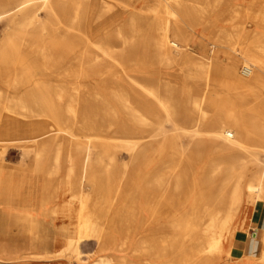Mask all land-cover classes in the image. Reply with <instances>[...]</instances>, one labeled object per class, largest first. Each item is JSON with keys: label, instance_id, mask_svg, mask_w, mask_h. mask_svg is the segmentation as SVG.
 <instances>
[{"label": "bare ground", "instance_id": "6f19581e", "mask_svg": "<svg viewBox=\"0 0 264 264\" xmlns=\"http://www.w3.org/2000/svg\"><path fill=\"white\" fill-rule=\"evenodd\" d=\"M133 1L0 0V18L9 24L0 69L12 72L0 80V154L7 145L29 153L30 174L42 173L46 184L60 177L50 199L77 185L90 209L77 224L65 200L41 217L21 213L17 235L0 238V264H34L17 260L24 256L85 262L83 233L98 226L97 216L114 230L123 226L120 210L108 214L106 203H90L93 191L83 187L94 182L102 203L127 185L128 224L142 214L146 234L126 241L134 254H148L145 264H234L235 257V264H264V220L245 235L250 253L237 259L233 243L244 204L264 205V9L255 8L264 0H224L222 9L171 0L155 6L151 30L143 9L131 11ZM240 15L249 21L238 37L256 49L233 42ZM211 29V53L196 52L193 32ZM125 63L133 73L118 84L106 67ZM4 85L23 90L11 94ZM63 99L70 122L53 106ZM19 101L45 107L30 109L26 119ZM105 227H98L100 249L114 243L111 232L101 234Z\"/></svg>", "mask_w": 264, "mask_h": 264}, {"label": "rangeland", "instance_id": "374dc122", "mask_svg": "<svg viewBox=\"0 0 264 264\" xmlns=\"http://www.w3.org/2000/svg\"><path fill=\"white\" fill-rule=\"evenodd\" d=\"M146 4L143 7H139L141 6V4L137 7L138 3H141L142 0H134L132 2V10H139L138 8H140L143 12L147 13L145 14L146 16V20L147 22L145 23L146 29L151 30L152 27H154L155 25V14H154V9L155 6H158L159 8L163 7V4H168V6L172 5V1L171 0H145ZM236 2H240L241 4H248L251 0H235ZM169 2V3H167ZM196 3V5H198L200 8L202 6H207L210 7L212 5V3L217 2L218 3V7L219 8H224L225 7V2L224 0H195L194 1ZM136 7V8H135ZM255 8L258 10L264 9L263 5L259 2L256 3ZM147 10V11H146ZM149 12V13H148ZM128 12L125 13V16L127 15ZM151 19V20H150ZM249 21L248 17H245V15H240L237 17L236 22H237V26H235L234 28L236 29V27L238 28L237 31H234V37H233V42L235 43V45L241 43L243 45H248L253 48L256 49V47L250 45L249 41H246L245 39L238 37V32H240L239 30H241V24L243 23L244 28L247 26V22ZM218 25H223L224 22H222L221 20L217 21ZM152 26V27H150ZM240 26V27H239ZM8 28H9V24H8V19L7 18H0V43L2 38L7 34L8 32ZM254 28V27H253ZM244 30V29H243ZM198 32L199 30H195L193 32L192 35V39L189 42V45L192 46L196 52L201 53V54H206L209 55L211 53L212 49V45H211V41H212V33H214V29L211 30H206L205 32H201L203 37H205V40H203V38H199L198 39V47L196 48L194 46L195 43H197V35H195V32ZM212 34V35H211ZM151 35L149 34V39L147 40L148 43V48L153 49L152 47V40H151ZM210 45V46H209ZM207 47V48H206ZM211 47V48H210ZM220 56L221 57H225V54L223 52H220ZM135 59L137 60L138 57L135 56ZM110 66L111 68V72L115 77H116V81L118 84H127L125 80H123V75L126 74H132L133 71L131 70L130 67V63H125L124 66H115L112 64H109L106 68L108 69V67ZM151 67L156 68L157 65L153 64ZM174 67L170 68V70H173ZM240 68L242 69V65H240ZM168 70V69H167ZM12 72L9 70H3L0 69V80L7 78L9 76H11ZM108 73H104V76H107ZM1 84V81H0ZM190 84L193 86H197L198 85H204L205 82L204 81H190ZM6 88V89H5ZM4 89L7 90V92L13 94L14 92H19L21 90H23V87L19 86L17 88L14 89V87L12 85H8L5 86L4 85ZM68 93H70L72 90L69 88L63 89V91H66ZM17 108L19 110V116L21 114H24V117H26V119L28 118L27 116L30 114L29 110L30 109H36L37 111L44 108L45 104L44 103H36V102H21L19 101L17 104ZM11 108L14 107L13 102L11 101L10 104ZM53 106H56L58 108V110H60V113L62 116H64L66 119V121L68 120L69 122L71 121V114L67 112V104L64 103V99L63 101L61 100V102H58L56 105L53 104ZM83 135H85L84 133H81ZM85 137V136H83ZM88 138L85 137V140H87ZM11 149V150H10ZM10 150V151H9ZM15 150V151H14ZM0 158H2L3 161V165L4 167L0 168V209H6L9 210L12 213H23L25 215H34L35 217H41L43 214L42 212H46V211H51L54 207L56 202H59L60 200H65L67 201V203H70L72 205V211H71V220L73 221V224H77L79 221H84L86 219L87 216L90 215V209H88V207H83L82 202H81V197L78 195L77 191L78 186H75V189L72 190L71 192H67L65 193L63 196L60 195V199H50V195L53 191V186L55 183L60 184L61 180L60 177H54L52 179V181L48 184L45 183V179L42 173L38 174V175H32L30 174V172L27 170V166H28V162L30 159V155L27 152L21 151L19 149H17L16 147H12L7 145V147L5 148V152L3 154H0ZM122 154H120V161L122 160ZM64 159V164L66 165L68 162L66 160V157L63 158ZM13 162H17V164H13ZM50 164L44 163L43 164V171H46L49 169ZM8 170V171H6ZM5 172V173H4ZM17 174V175H16ZM5 175V176H4ZM94 179V178H93ZM93 182V181H92ZM63 183V182H62ZM20 184V185H19ZM3 186V187H2ZM46 187L45 191H41L42 188ZM118 187V186H117ZM84 190L85 191H93L92 194V198L91 200V204L98 203V204H105L107 205V207L109 208L108 214L109 213H114L118 210H120L121 213V220L123 221V226L121 227V229H117L114 230L109 226V221L107 219L103 220L101 218V216H97L95 219L98 222V226L95 227L94 229L89 230L88 232L83 233L84 237H88V242L89 241H95L96 243V236L97 233L100 232L98 230L99 224L101 225L102 222H104V224H106L105 229L101 230V234L103 236H105V238L110 234V232L112 233L111 235L114 238V243L110 244L108 248L106 249H100L101 251H106L108 249L111 248V246H116V250L120 251V252H125L128 251L130 253V255L137 257V258H141L142 262L145 264L144 258L148 257V254L146 252L140 253L139 255L134 254L133 251V247H129V241H126L130 238H135V239H141L142 236H144L146 234V230L144 229V226L141 225L142 224V218L144 216H142V214L138 213L137 214V218L135 219V226L128 224L129 221V217H130V201L127 195V185L123 184L120 185V188L122 189L121 192L115 191L114 193H110L108 194L107 197V202H103L100 200V196L99 194V187L98 185L94 182L93 184V190L90 189L91 186L88 184H84ZM16 194V195H15ZM17 196V197H16ZM42 199H48V201L44 202L43 204H40V207L38 208V201L42 200ZM100 200V201H98ZM25 205H29V207H25ZM255 206L250 205V204H244V206L242 207V210L240 212V218L239 221L244 219V222H242L241 224V231L244 234L243 237H245L246 234H248L249 231H247L248 227L247 226V221L249 220V216L248 215L250 213V211L252 210V208H254ZM27 208V209H26ZM103 220V221H102ZM49 223L50 225L52 224V218L49 219ZM58 223H61L62 220L58 219L57 220ZM130 225V226H129ZM254 229H260L259 227L257 228L256 226H254ZM50 228H52L50 226ZM14 230H16V227H13ZM238 231V230H237ZM129 234V236H128ZM49 247L52 246V242L50 241L47 244ZM139 244H137L138 246ZM90 246H85V248H89ZM114 254V253H109L108 255H100L96 260H94L93 262L85 261L82 262L81 260H76L74 258H71V260L75 261V264H111L114 260H115V254H114V258L110 259V255ZM89 258H92L91 256H88ZM46 259H56L53 260L52 263L54 264H58L57 262L61 263V262H65L66 264L68 263V261L70 260V258L68 256H62V257H57V258H46ZM46 259L44 258H36V257H21L18 258V261H24V262H32L34 264H44L46 262ZM156 261V260H155ZM154 261V262H155ZM88 262V263H87ZM135 261L133 260H128L126 258H123V260L120 261L121 264H134ZM220 263V262H218ZM233 263H237V260H233ZM74 264V262H73ZM154 264H158V263H154Z\"/></svg>", "mask_w": 264, "mask_h": 264}, {"label": "crops", "instance_id": "0c3cea01", "mask_svg": "<svg viewBox=\"0 0 264 264\" xmlns=\"http://www.w3.org/2000/svg\"><path fill=\"white\" fill-rule=\"evenodd\" d=\"M145 2H146L145 0H142L141 3H138L137 7L140 4H141V6H139V7H143V6L147 5ZM195 35H197V37H196L197 43H195L194 46L197 48L198 47V39L203 38V40H205V37H203L200 30L198 32L196 31ZM13 164H17V162H13ZM257 207H259V208H257ZM248 215H250L249 220L246 222L247 226H249L248 231H250V232L253 231L252 229L254 228V226L261 228L263 220H264V205L255 206L254 208H252V210L250 211V213ZM20 216H21V213H12L6 209H0V238L1 239H7L9 237H13V236L17 235L18 228L20 225ZM242 222H244V219L239 221L238 226H237V230L240 234V238L236 237L234 239V242H233L235 247L237 248V259L241 254L245 255V254L250 253V252H248L249 247H248L247 236L245 237V239H246L245 240L243 237L244 234L241 231ZM13 227H16V230H14ZM259 245L260 244L258 242L257 247L253 250V252H254L253 255L258 254V251L260 248ZM85 246H90V247L85 248ZM246 246H247V248H246ZM115 248H116V246H111L110 249H108L106 251H101L100 246L95 241L84 242L82 244V250L84 251L83 258L85 259V261L89 260L90 262H93L100 255H108L109 253H114L116 255L115 260L111 264H121L120 261L123 260V258L136 261L138 264H144L142 262L141 258H137V257L130 255V253L128 251H125V252L117 251ZM251 252H252V250H251ZM91 255H92V258H89L88 256H91ZM235 259H236V257H235ZM57 263L58 264H66L65 262H61V263L57 262ZM218 264H220V263H218Z\"/></svg>", "mask_w": 264, "mask_h": 264}]
</instances>
